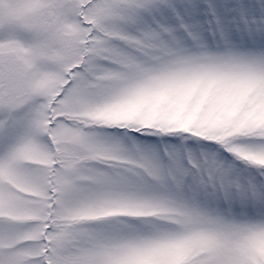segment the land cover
Listing matches in <instances>:
<instances>
[{
	"label": "snow or ice",
	"instance_id": "6c2138e0",
	"mask_svg": "<svg viewBox=\"0 0 264 264\" xmlns=\"http://www.w3.org/2000/svg\"><path fill=\"white\" fill-rule=\"evenodd\" d=\"M0 264H264V0H0Z\"/></svg>",
	"mask_w": 264,
	"mask_h": 264
}]
</instances>
